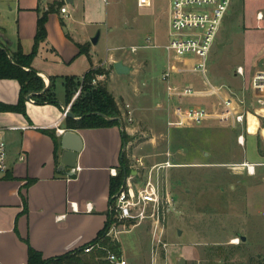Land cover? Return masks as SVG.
Masks as SVG:
<instances>
[{"label":"crops","instance_id":"crops-1","mask_svg":"<svg viewBox=\"0 0 264 264\" xmlns=\"http://www.w3.org/2000/svg\"><path fill=\"white\" fill-rule=\"evenodd\" d=\"M83 1L84 8L78 13ZM49 2L51 0H0V45L12 52L21 45L25 52H31L38 29L39 10H47ZM63 5H67L68 12L63 13L61 8L50 12L48 36L41 42L33 61V66L47 86L53 77L54 92L61 104L38 103L29 95L26 114L0 110V133L6 138L9 151V169L6 174L0 175V264H28L29 245L40 250L44 257H53L82 248L96 239L105 227L112 207V168L119 170L124 150L133 165L137 166V157H133L131 145L136 132L142 129L141 124H147L148 121L156 134V138L148 142L151 141L149 144L157 148L155 146L161 142L160 138L168 135L164 125H168L170 109L176 104L175 101H169L165 87L157 95V106L147 108L153 109L150 110L152 114L147 116L133 100L128 99V94H117L109 88L118 100L122 114L127 111L126 103L131 105L134 120L129 123L125 120L129 142L123 145L120 125L74 129L83 140L76 172L70 174V168H60L62 134L68 129L64 116L67 98L65 77L81 79L96 65L113 64L108 77L109 84L118 73L115 63L122 60L131 67L128 74L133 80L132 91L137 96L145 93L140 83L142 66L138 57L131 56V53H127V58L116 57L117 46L108 47L109 53L105 59L96 57L97 45L104 32L98 10L102 2L74 0L68 3L64 0ZM228 16H231L233 27L242 37L243 56L249 62L248 68L244 64L240 65L252 72L264 68L261 64L264 56V0H233L232 9H229L225 20ZM93 28H100L97 43L92 42ZM88 41L92 42L90 51L93 66L89 57L80 52L78 45ZM60 84L63 86L62 95L57 92ZM20 93L21 84L17 78H0V102L17 104ZM159 128L162 130L158 132ZM168 139L170 142L169 135ZM168 147L169 144L166 150L160 151L161 155H168L161 161L171 160ZM138 157L144 158L141 155ZM139 173L137 168H133L131 175ZM141 225L139 236H144L146 247L139 239L134 249L147 254L145 264H177L196 258L198 247L187 241L180 244L178 237L164 255H159L160 250L153 252L149 223L143 222L135 227ZM171 228L168 225V235L174 238ZM124 232L118 234L117 239L121 244L122 256L129 264L131 259L127 256L121 238ZM177 234L182 237L185 232L178 229ZM134 260H137L136 255Z\"/></svg>","mask_w":264,"mask_h":264},{"label":"rangeland","instance_id":"rangeland-1","mask_svg":"<svg viewBox=\"0 0 264 264\" xmlns=\"http://www.w3.org/2000/svg\"><path fill=\"white\" fill-rule=\"evenodd\" d=\"M58 1L64 0H51L49 6ZM100 1L102 6L98 10L104 32L97 45L96 57L105 59L110 46H117L116 57L127 58V53L138 57L142 66L140 83L145 93L137 96L132 91L130 73H116L108 84L113 64L94 67L109 71L108 75H96L97 83H107L117 94H128V99L133 100L141 112L149 116L153 109L147 108L157 106V95L166 87L162 72L168 57L164 45L169 38L170 0H153L151 5L141 0ZM232 6L233 2L230 10ZM83 8L84 1L79 5L78 13ZM99 31L100 28H93L94 36ZM88 43L92 46L91 41ZM154 43L160 45L155 46ZM241 43L242 37L233 27L231 16H228L212 49L209 75L216 84L225 83L240 93L245 90L247 113L244 124H233L216 117L185 126H168L166 123L164 129L170 142L166 135V138H160L161 142L154 148L148 141L156 138V134L148 121L147 124H141L142 129L136 132L131 145L133 157L144 156L148 166L156 162L160 164L154 173L160 178L161 191L163 195L169 191L176 199L177 209L169 213L161 228L167 247L158 241L161 230L148 222L153 252L160 250L159 255H164L176 237L180 239V244L187 241L198 247L196 258L177 264H264V103L258 101L251 89L252 76L256 70L252 72L247 69L245 75L236 73L238 65L249 66L243 56ZM133 44L138 46L137 51L131 50ZM261 64L264 66V56ZM173 80L192 82L196 88H207L204 79L196 73L175 75ZM79 90H82V85L73 98ZM57 92L58 95L63 94L61 84ZM215 99L187 97L183 104L189 106L191 101L210 105ZM122 115L124 121L129 123L127 111ZM160 130L157 129L158 132ZM242 132L246 135L245 145L238 141ZM168 144L171 160L168 158L166 161L170 160L171 164L161 161L168 157L167 154H160ZM129 159L131 167L140 171L132 177L137 187L140 179L148 173V168L134 166ZM168 225L172 227L174 238L168 235ZM135 226L134 223L121 226L126 231H122L121 238L127 256L131 259L129 264H145L147 254L134 249L139 239L146 247L144 236H139L143 225ZM178 229H182L185 235L179 237ZM135 255L137 260H134Z\"/></svg>","mask_w":264,"mask_h":264},{"label":"built area","instance_id":"built-area-1","mask_svg":"<svg viewBox=\"0 0 264 264\" xmlns=\"http://www.w3.org/2000/svg\"><path fill=\"white\" fill-rule=\"evenodd\" d=\"M141 1L151 5L153 0ZM232 2L233 0H170L169 38L164 45L168 51V63L162 72L168 99L176 103L170 109L169 126L200 123L211 117L221 121L229 120L233 124L245 123L247 113L245 90L240 93L225 83L216 84L209 75L212 49ZM61 11L68 12L67 5H63ZM154 45L160 44L154 43ZM137 49V45L131 46L132 51ZM245 72L244 65H238L236 73L245 75ZM191 73L201 75L207 88H196L192 82L173 80L175 75ZM98 75L103 76L102 73ZM93 83L97 84V78H94ZM251 89L255 92L258 101L264 103V68L253 74ZM80 93L81 90L77 92L71 103L64 106L65 117ZM195 96L216 99L210 105L191 101L189 106L183 104L185 98ZM126 108L127 119L132 122L134 117L131 105L126 103ZM238 141L240 144H246L245 132L239 134ZM168 154L171 155L169 151ZM136 162L137 167L148 168V173L139 181L137 187L132 181L133 175L128 176L114 195L111 209L115 211L117 221L110 227L108 234L117 238L118 234L125 230L121 228L123 225L151 222L156 229L161 230L158 241L166 247L168 243L163 240L164 233L161 228L169 213L177 209L176 199L169 191L164 195L161 191L160 178L154 173V169L160 164L149 167L142 157H137ZM166 162L171 164L170 160ZM255 168L253 165V171L256 170ZM8 169V144L0 133V175L6 174ZM111 171L114 176L119 172L116 168H112ZM99 246H101L99 242H90L84 246V251L90 252ZM108 258L114 264H128L125 257L114 252H110Z\"/></svg>","mask_w":264,"mask_h":264},{"label":"trees","instance_id":"trees-1","mask_svg":"<svg viewBox=\"0 0 264 264\" xmlns=\"http://www.w3.org/2000/svg\"><path fill=\"white\" fill-rule=\"evenodd\" d=\"M63 4L64 1H58L52 3L45 11L39 10L38 29L31 52H25L21 45L13 52L9 48L0 45V78H17L21 84L18 103L6 104L0 102V110H15L26 114V101L29 95L38 103L61 104L54 92L55 82L53 77L47 86L44 78L33 66V61L39 52L41 42L48 36L47 22L50 12L56 11L58 7L61 8ZM78 45L80 52L85 53L89 57L91 66H93L90 51L91 45L88 42L79 43ZM101 73L108 75L109 71L92 67L81 79H76L74 76L65 77L67 91L65 106L71 102L73 95L79 86L82 85L81 93L73 101L70 108L76 117L68 114L65 118V125L68 129L120 125L122 127L123 145H125L129 142L130 135L126 131V124L118 100L109 89L107 83H93L96 75ZM49 132L52 133V131ZM132 172L133 167H131L129 156L126 150H124L120 159L119 172L112 177L110 183L111 204L114 203V195L120 190L126 178ZM115 221H117L115 211L110 209L105 227L101 230L99 236L91 241L99 242L101 246L96 247L90 252H85L83 246L82 248L58 256L44 257L40 250L29 245L28 264H114L108 258L109 253L114 252L119 256L122 255L119 240L108 234L110 227Z\"/></svg>","mask_w":264,"mask_h":264},{"label":"water","instance_id":"water-1","mask_svg":"<svg viewBox=\"0 0 264 264\" xmlns=\"http://www.w3.org/2000/svg\"><path fill=\"white\" fill-rule=\"evenodd\" d=\"M68 3H73L74 0H66ZM101 32L92 38L93 43H97L100 38ZM115 67L118 73L125 74L131 70V67L119 60L115 63ZM30 98V97H29ZM68 114L72 117H76L75 113L69 110ZM108 117V116H107ZM120 118V117H117ZM62 147L63 154L61 158L60 168H70L69 173L74 174L76 172L78 154L83 147V140L80 134L74 129H66L62 134ZM245 239V236H243Z\"/></svg>","mask_w":264,"mask_h":264},{"label":"bare ground","instance_id":"bare-ground-1","mask_svg":"<svg viewBox=\"0 0 264 264\" xmlns=\"http://www.w3.org/2000/svg\"><path fill=\"white\" fill-rule=\"evenodd\" d=\"M252 171V170H251Z\"/></svg>","mask_w":264,"mask_h":264}]
</instances>
